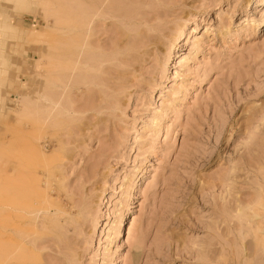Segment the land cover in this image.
<instances>
[{
  "label": "rangeland",
  "instance_id": "374dc122",
  "mask_svg": "<svg viewBox=\"0 0 264 264\" xmlns=\"http://www.w3.org/2000/svg\"><path fill=\"white\" fill-rule=\"evenodd\" d=\"M0 6V264H264V0Z\"/></svg>",
  "mask_w": 264,
  "mask_h": 264
},
{
  "label": "bare ground",
  "instance_id": "6f19581e",
  "mask_svg": "<svg viewBox=\"0 0 264 264\" xmlns=\"http://www.w3.org/2000/svg\"><path fill=\"white\" fill-rule=\"evenodd\" d=\"M13 3V2H12ZM41 100H43V101H48L49 99H48V97L46 96V95H42L41 96ZM125 232V231H124ZM258 240L261 242V244H262V247H263V244H264V236L262 235V232H259V234H258ZM261 249H263V248H261Z\"/></svg>",
  "mask_w": 264,
  "mask_h": 264
},
{
  "label": "crops",
  "instance_id": "0c3cea01",
  "mask_svg": "<svg viewBox=\"0 0 264 264\" xmlns=\"http://www.w3.org/2000/svg\"><path fill=\"white\" fill-rule=\"evenodd\" d=\"M0 7H1V6H0ZM2 14H3V12H2L1 9H0V21L8 22V21L5 20V16H3ZM8 23H10V22H8ZM11 24H12V23H11Z\"/></svg>",
  "mask_w": 264,
  "mask_h": 264
}]
</instances>
